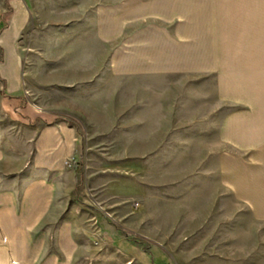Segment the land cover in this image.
Segmentation results:
<instances>
[{"label":"crops","instance_id":"1","mask_svg":"<svg viewBox=\"0 0 264 264\" xmlns=\"http://www.w3.org/2000/svg\"><path fill=\"white\" fill-rule=\"evenodd\" d=\"M95 6L86 64L49 69L60 83L75 85L73 101L56 109L40 110L25 95L24 76L29 83L33 71L23 69L19 18H0V264H164L160 252L132 242L90 205L82 166L66 161L81 163L86 149L99 146L97 129L135 122L142 131H162L159 123L176 121L184 100L196 97V81L213 78L217 94L248 99L254 113L225 132L240 142H264V0H97ZM257 179L264 182V173ZM108 191L122 198L119 185Z\"/></svg>","mask_w":264,"mask_h":264},{"label":"rangeland","instance_id":"2","mask_svg":"<svg viewBox=\"0 0 264 264\" xmlns=\"http://www.w3.org/2000/svg\"><path fill=\"white\" fill-rule=\"evenodd\" d=\"M96 3L0 0V18H19L23 69L33 71L29 83L24 76V93L38 109L73 101L68 94L75 85L60 83L49 69L86 64L82 55L94 36ZM12 5L21 12L14 14ZM192 85L196 97L184 100L176 121L159 123L162 131H142L135 122L117 123L123 130L97 129L93 141L99 146L86 149L81 163L70 157L66 164L73 159L70 168L82 166L90 205L111 213L106 218L132 242L160 252L164 264H264V194L256 193H264L257 179L264 173V142H240L225 132L255 107L239 95L217 94L213 78ZM111 185H119L122 198L108 191Z\"/></svg>","mask_w":264,"mask_h":264},{"label":"built area","instance_id":"3","mask_svg":"<svg viewBox=\"0 0 264 264\" xmlns=\"http://www.w3.org/2000/svg\"><path fill=\"white\" fill-rule=\"evenodd\" d=\"M73 162H74V160L71 159V161H68V165L71 167L73 165ZM134 206L137 208L139 206V203H135ZM100 210H102L105 217H107V218L112 217L111 213L106 211V209H104L103 207H101Z\"/></svg>","mask_w":264,"mask_h":264}]
</instances>
